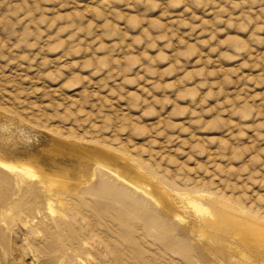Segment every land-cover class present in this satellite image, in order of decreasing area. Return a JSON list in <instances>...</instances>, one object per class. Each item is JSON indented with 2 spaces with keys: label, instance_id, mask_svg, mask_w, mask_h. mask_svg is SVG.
<instances>
[{
  "label": "rangeland",
  "instance_id": "rangeland-1",
  "mask_svg": "<svg viewBox=\"0 0 264 264\" xmlns=\"http://www.w3.org/2000/svg\"><path fill=\"white\" fill-rule=\"evenodd\" d=\"M17 126L127 154L205 194L222 227L67 156L55 213L39 178L0 170V264H264L262 239L240 249L220 213L264 218V0H0V153L45 163Z\"/></svg>",
  "mask_w": 264,
  "mask_h": 264
},
{
  "label": "bare ground",
  "instance_id": "bare-ground-1",
  "mask_svg": "<svg viewBox=\"0 0 264 264\" xmlns=\"http://www.w3.org/2000/svg\"><path fill=\"white\" fill-rule=\"evenodd\" d=\"M11 129H13V128H11ZM16 129H19V131L24 133L23 136L27 141H29V138H34L35 139L34 141L42 139L44 143L42 145L38 144V146H41V147H38V149L46 147L45 150L49 149L50 154H48V156L44 157L45 163H40V165H37V164H35L36 161H34V158H32L30 153H27V152L22 153V152H20V150L18 148L17 149L19 151L16 150L15 152H10L8 150L10 152V154L13 156V160H8L3 154L0 153V170H3V171L5 170V173H6V170L12 171V170L19 169V170H21V172H23L25 174H29L30 176L39 178L38 179L39 184L42 185V187L46 190L45 191L46 194L49 196L48 201L46 203V208L49 211H52L53 213L56 212L57 208L55 209L53 207L52 200H57L60 204H65L63 197L65 194H67L68 191L70 192V190L72 189V187H70V185H68V184H70L69 181H72V178L69 176L70 174L68 172H62V171H58L55 169V166L59 162L62 163L64 158H65V160H68L66 157L69 156V157H78L79 159H82L80 161H82V163H84V165L87 167V171L90 173V175L94 174L96 172V175L98 176V173H97V171H98L99 173H103V174L108 175V176L105 175L106 177H109L112 179L114 178L115 181L121 182L127 188H130L134 192L140 194L145 200H147L149 202H153L154 204H157L160 208L163 209V212H165V210L167 212L168 209L171 206H173V208H175V211H177V214L175 213L176 215H174V216L178 217V219H180V220H184V219L186 220V218H183L185 216H183L180 213V211L182 210V211H185V213H193V215H196L197 218H199V220H202V219H204V221L205 220H207V221L211 220L213 222L212 225L214 227H217V228L222 227L219 224V221L222 220V219H218L219 214L216 215L212 211L213 205L210 202H205V201L201 200V197H203L205 194L194 193V192H193L194 193L193 194L191 192L172 189L171 187L165 185L162 181L157 179L154 175L149 173L144 168V166H142L140 163L136 162V160H134L132 157H130L127 154H124L120 151H116V150H113L110 148H105L99 144L93 145L92 147H86V146L80 145L81 147L79 150L73 149V153H67V152L63 151L61 148L57 149L54 146V143H51L52 140H50L49 136L45 135L44 133L39 134L36 131L31 132L30 131L31 129L26 130L25 127H18L17 126ZM13 130H15V129H13ZM24 130L27 132H25ZM20 139H22V138H20ZM35 143H37V141ZM74 143H76V141H74ZM35 155H36V149H35ZM52 159H53L52 162H48L49 160H52ZM61 159H63V160H61ZM56 160H58L57 161L58 163L56 162ZM70 165H72V164H70ZM81 168H83V167H81ZM65 169H66V166H65ZM99 177H100V175H99ZM77 182L79 183V179ZM68 189H70V190H68ZM206 197H207V195H206ZM213 204L215 205L216 203H213ZM225 204L227 206H230L228 203H225ZM217 206H218V204H217ZM224 209L225 210L220 209L221 210L220 213L223 214L222 218L225 217V220H226V218H227V220H229L228 218H230V221H231V219H235V221L237 220L236 225L238 228L235 231V234L237 236V237L235 236L236 237L235 242H237V244L239 243L241 245L248 247V245H250V243H255L257 245L258 244L257 240H259V239H262V242H263L264 225L261 223L264 222V218L254 219L256 221L249 220L250 218L248 216H244V217H248L249 219H246L244 217H242V218L238 217L237 218L236 215L234 216L232 214L233 212L230 213L228 207H227L228 210H226V208H224ZM228 213H229V216H227ZM189 215H187V216H189ZM193 215H192V217H193ZM252 218L253 217H251V219ZM192 220H195V218ZM257 220H260V222H257ZM235 221L233 220L232 223H234ZM200 224L199 223H192L191 227L193 226L195 229H198L199 232H201L204 235L208 234L209 236H212V238L215 237V236L213 237L212 232L208 231L205 228L203 229V227L201 226L202 224L201 225ZM204 224H205V222H204ZM230 233H232L231 230H230ZM214 234H216V233H214ZM217 235H219V234H217ZM232 236H234V235H232ZM223 239L227 240V238H225V237ZM218 240L220 241V239H218ZM218 240H217V242H218ZM234 240H235V238H234ZM227 242L229 243L228 245L232 244L229 241H227ZM262 242L258 244L260 247H262V246L264 247V244H263L264 242L263 243ZM219 244H220V242H219ZM239 247H240V245H239ZM229 248H231V247H229ZM249 248H250V246H249ZM251 248H252V245H251ZM232 249H234V248H232ZM240 249H241V247H240ZM234 250L237 251V248ZM262 250L264 253V249H262ZM239 252H240V250H239ZM237 253H238V251H237ZM241 254L246 256L245 258L248 257V255L245 254V251L241 252ZM242 255H240V256H242ZM240 256H238V257H240ZM242 258H243V256H242ZM242 261H243V259H242ZM238 262H240L239 258H238Z\"/></svg>",
  "mask_w": 264,
  "mask_h": 264
}]
</instances>
